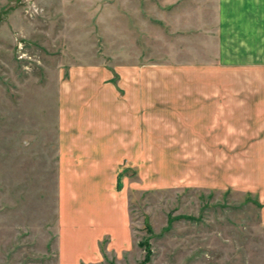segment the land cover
<instances>
[{"label": "rangeland", "instance_id": "rangeland-1", "mask_svg": "<svg viewBox=\"0 0 264 264\" xmlns=\"http://www.w3.org/2000/svg\"><path fill=\"white\" fill-rule=\"evenodd\" d=\"M213 1L0 0V264H264V202L241 185L264 178V142L195 110L211 85L264 84V63L221 66L209 28L195 30L215 22ZM83 112L95 137L113 135L88 147L105 157L119 120H137L124 229L107 188L71 205L66 145Z\"/></svg>", "mask_w": 264, "mask_h": 264}, {"label": "crops", "instance_id": "crops-1", "mask_svg": "<svg viewBox=\"0 0 264 264\" xmlns=\"http://www.w3.org/2000/svg\"><path fill=\"white\" fill-rule=\"evenodd\" d=\"M209 12L210 14H216L215 22L212 23L211 21L209 27L204 26L203 24L205 23H199V27L195 28V30L200 31L198 34L202 35L203 30L209 28L208 37L215 42V46H218L216 63L220 61L221 66L226 68L232 66L238 70H243L242 66L244 65L264 63V0H215L211 3ZM210 88L209 92H204L205 89L202 92H196L199 98H197L195 110L200 113L201 118L211 115L207 125L216 124L225 127L223 131L227 137L234 135V129L230 128L231 125L241 126L240 137L243 142L244 140L249 143L250 141L252 143L264 142V127L263 129L260 128L264 126V84L259 86L251 85L240 89L234 85H211ZM128 94H131V91L129 93L126 91V96ZM129 98L132 99L131 97ZM130 99L124 102L122 109H125L126 113L130 114L129 116L135 117L137 116V106L133 105ZM83 109L85 110V108ZM203 111L208 114L202 115ZM132 112L136 113L133 115ZM77 120L79 119L77 118ZM79 121H77L76 127L80 134L73 136L72 139H67V160L73 166L76 164L75 166L78 169L77 171L67 170L66 182L69 185L67 184L66 187L76 190V194L78 190L86 189L91 194L92 200L96 198V194L99 195L100 191H105V188H107L108 191L106 190V192L112 196L114 208L116 209L114 213L115 221L120 229H124L127 225L126 210L128 204L126 198L117 192L118 176L121 172V163L127 162V160L131 162L137 156V120L134 121L132 117L129 120H127V117L124 120H119L118 124L125 126L118 130V135L114 132V135H117L115 136L116 141L120 142V144L116 147V150H114L115 147L112 148V155L107 154L106 157L104 156L105 153H100L99 155L96 152L97 150H89L88 147L94 146L95 141L97 143L105 142L113 135L95 137V132L87 129V126L90 125H87L85 112L82 113V119ZM254 125L260 126L257 136L252 135L251 137L250 132H243L244 128L249 129ZM211 129L210 127L211 134L214 130L218 132L217 126ZM203 139L206 140V137ZM101 144L104 146L106 143ZM255 146L252 144L248 148V145V150H242V159L247 158L248 152L252 151L251 154H253V150L264 147L259 145L260 147L258 146L257 148ZM262 155L264 156V153ZM245 182H241L243 189L257 193L264 202V178L262 177L256 183L251 182L250 179ZM249 183L251 185H248ZM82 199L83 196L81 194L80 196L77 194L73 198L71 197V205L82 206ZM73 213H75V209ZM104 232L103 230L99 232L100 234L95 233L94 240L96 243L98 235L102 236ZM116 236L114 235L115 238H117ZM64 237L66 238V235ZM72 247L75 246H66L69 249H66V253L69 252L70 254Z\"/></svg>", "mask_w": 264, "mask_h": 264}, {"label": "trees", "instance_id": "trees-1", "mask_svg": "<svg viewBox=\"0 0 264 264\" xmlns=\"http://www.w3.org/2000/svg\"><path fill=\"white\" fill-rule=\"evenodd\" d=\"M148 255H150V253H148Z\"/></svg>", "mask_w": 264, "mask_h": 264}]
</instances>
